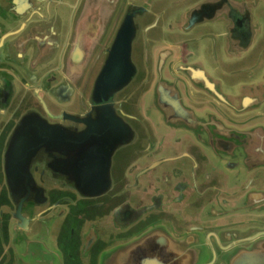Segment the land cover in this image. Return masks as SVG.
Here are the masks:
<instances>
[{
	"label": "flooded vegetation",
	"instance_id": "obj_1",
	"mask_svg": "<svg viewBox=\"0 0 264 264\" xmlns=\"http://www.w3.org/2000/svg\"><path fill=\"white\" fill-rule=\"evenodd\" d=\"M83 1L77 2L67 31L62 32L58 26L50 32L42 29L39 34H29L31 41L27 48L41 57L33 62V68L30 67L32 71L39 72L46 68L49 58L58 56L63 50V58L60 62H54L52 73L43 81L39 80L41 88L38 89L41 90L37 92V88L32 87L23 97L36 98L38 106L31 110L38 111L58 127L50 147L39 150L29 165V173H26L23 169L26 157L21 155L24 150L20 141L13 154L8 143L17 121L29 111L31 105L22 102L23 105L13 110L10 119L0 126V264H102L109 251L132 243L155 228L165 229L175 238H185L191 232L202 233L205 230L204 238L211 239L219 256L225 251L217 246V238L213 234H222L221 243L228 246L234 238L249 233L242 227L250 220H236L240 218L231 216L218 219L213 214L209 220H205L203 211L211 203L218 205L233 201L243 188L233 190L224 174H218L201 146L190 136H177L163 126L162 135L145 111L161 114L163 112L157 104L163 102L152 96L149 108L145 109L144 100L161 73L171 82L179 77L177 87L191 106L214 108L220 105L235 122L264 121V108L260 118L254 119L252 115L238 118L215 98L197 89L183 72V66L202 67L204 64L213 76H217L218 62L223 65L228 60L222 49L223 37H218L217 41L220 31L213 23L198 25L191 32L177 27L176 20L181 18L190 3L197 0H155L136 16L137 37L132 57L137 74L128 86L113 95L117 113L129 122L135 135L132 140L114 148L115 127L107 123H91L96 115L91 93L106 57L105 50L110 46L122 18L138 5L134 0H119L97 49L80 73L76 65L69 70L66 60L73 44L75 20L81 14ZM70 15L66 14L68 17ZM118 16L119 22L116 20ZM114 25L115 31L111 34ZM141 35L146 40L143 69L139 56L134 55L136 42ZM261 35L263 38L258 44L261 49L248 69L252 73L251 79L257 76L254 69L259 67L261 71L264 67V32ZM166 47L170 51L162 54L160 50ZM214 47L218 54H214ZM45 48L51 49L52 54L42 56V49ZM216 56L221 60L217 62ZM137 79L138 84L146 88L139 100L136 99L139 94H131L134 90L129 95L126 91ZM64 84L73 88H70L71 93L61 92ZM39 98L46 101L48 110ZM69 98L75 99L69 101ZM47 99L54 102L49 104ZM64 111L80 115L84 121L64 118ZM103 115L106 120V113ZM81 132H84V139L75 140L74 135ZM29 134L36 136L34 132ZM21 143L22 146L30 144L28 140ZM109 154V188L95 196L82 193L76 187L75 180L105 178ZM256 175L262 176L261 172ZM26 178L34 180V188L32 183L26 182ZM19 203L24 218L16 216ZM158 248L163 250L162 246ZM208 252L211 261L212 250ZM153 253L151 243L139 245L132 252L133 259L125 260L124 264H147L146 260Z\"/></svg>",
	"mask_w": 264,
	"mask_h": 264
},
{
	"label": "water",
	"instance_id": "obj_2",
	"mask_svg": "<svg viewBox=\"0 0 264 264\" xmlns=\"http://www.w3.org/2000/svg\"><path fill=\"white\" fill-rule=\"evenodd\" d=\"M153 1L155 0H141L137 3L136 9L124 15L110 46L105 50L106 57L92 89L91 100L96 115L91 123H107L115 127L114 148L132 140L135 135L129 122L117 113L113 104V95L128 86L137 74V66L132 57L133 45L137 37L136 16L144 12ZM118 4L119 0L83 1L81 14L75 20L73 44L67 53L66 64L69 70L75 68V65L80 73L85 70ZM119 17L116 19L118 22ZM207 22L222 25V35L225 39L223 50L226 56L231 59L240 57L256 45L257 39L263 38L261 34L264 32V0H200L176 20L177 27L185 32H190L194 27ZM115 27V25L112 27L111 34L115 31ZM259 42L260 40L258 44ZM260 46L256 50V57L257 51L261 49ZM48 50L42 49L43 54H52V51ZM166 50L170 51L166 47L160 52L162 51L163 54ZM215 53H219L216 47H214ZM38 58L36 60H39ZM215 58L217 60L218 56ZM203 65L202 67L183 66L182 69L197 89L215 98L238 118L251 115L254 119L262 117L264 69L260 77L254 78L253 82L245 83L243 86L237 85L235 91H230V87L221 78L213 76ZM177 78L171 82L161 73L159 74L154 88L148 92L144 101L145 109L149 108L152 96L159 98L163 103L166 102L157 104L163 113L149 114L146 110L145 115L153 120L155 127L161 132H164L163 126L168 132L176 135L188 134L201 146L218 174L223 173L229 186H234L233 190L243 188L233 202L229 200L218 205L211 203L204 209L203 216H206L205 220H209L211 214L218 216V219L231 216L240 218L236 220H250L248 223H243L242 227L249 233L234 238L235 240L228 246L221 243L222 234H213L217 238V246L225 251L218 256L211 239L204 238L205 230L202 233L191 232L185 238H175L167 230L155 228L144 237L109 251L103 258L102 264H124L125 260L133 259L131 256L135 247L147 242L152 244L154 251L153 256L146 260L147 264H264V121L235 122L220 105L214 108L193 107L186 102L180 88L177 87ZM68 85L64 84L60 88L61 92L71 93L73 88ZM39 99L43 107L48 110L46 101L43 98ZM62 117L75 121L83 120L82 116L66 111L62 113ZM16 124V129L9 139V150L13 154L20 141L21 149L24 150L21 155L26 157L23 169L29 173L32 159L40 149L50 147L58 126L38 111L31 109L24 113ZM30 132H34L36 136H31ZM84 132L75 134L74 139H84ZM23 140H28L30 144L22 146ZM108 156L105 178L75 180L76 187L82 193L95 196L109 188L111 154ZM257 172H261L262 176H257ZM28 177H31L30 174ZM26 182L32 183L33 188L36 185L31 178H26ZM219 184L222 185L221 182ZM243 184L246 185L242 186ZM20 212L19 203L16 216L24 218ZM255 230L257 232H254ZM159 246H162L163 250H160ZM233 247L235 248L230 250ZM209 249L213 254L211 261H209L210 256H207Z\"/></svg>",
	"mask_w": 264,
	"mask_h": 264
},
{
	"label": "crops",
	"instance_id": "obj_3",
	"mask_svg": "<svg viewBox=\"0 0 264 264\" xmlns=\"http://www.w3.org/2000/svg\"><path fill=\"white\" fill-rule=\"evenodd\" d=\"M23 1L24 0H0V126L10 119L13 110L25 104V102H28V104L31 105L29 106L30 109H36L38 106L36 98L23 97L32 87H36L37 92L40 91L41 89H38V87L41 88L39 80L41 79V81H43V79L47 78L52 73V66L54 62H60L63 58V50H61V52L57 54L58 56L51 59L49 58L46 68H43L39 72L32 71L30 67L33 68V62H35V60L40 57V55H36L31 49L27 48L28 43L31 41V35L29 34L37 32V34H39L42 32V29L50 32L58 26L60 29H62V32L67 31L68 26L70 25L72 14L76 12V8L78 6L77 2H79V0ZM197 1L194 3L189 2L190 4L187 9L197 3ZM26 8L30 9L26 10ZM187 9H185V11ZM66 14L71 15L68 17ZM213 24H215L217 30L220 31V33L217 31L218 41V37H223L222 25L218 23ZM224 40L225 39L222 38V49L224 47ZM258 40L261 41V39H257L256 45L252 47L248 53L232 59L227 58L228 60L224 61L226 63L222 67V72L224 74L223 77L219 75V67L222 65L220 62L218 63L217 77L221 78L223 82L230 87V91H235L237 85L243 86L245 83L249 84L253 82L252 80L254 79H251L252 73H250L248 69L251 66L253 60L256 59V51L254 49L258 44ZM51 44H53V42H51ZM253 50L255 51L253 55L254 58L252 60L250 58V61L249 58L246 57ZM48 51H51V49ZM47 55L51 54L45 53L42 56ZM217 60L219 61L221 58L219 59L218 56ZM235 60H241L242 65L240 67H235L233 64ZM263 69L264 67L261 69V71ZM261 71L259 67L254 69V73L257 74L256 77H260ZM239 74H241L243 77L242 79L238 77ZM71 99L73 100L75 98H69L70 101H72ZM22 102L23 104H21ZM47 102L51 104V102L54 101L47 99ZM159 132L161 134L163 133L161 131ZM162 138L165 140L163 136ZM245 185L246 184H243L242 186ZM235 199H233V201ZM1 258L2 256L0 254V260Z\"/></svg>",
	"mask_w": 264,
	"mask_h": 264
},
{
	"label": "rangeland",
	"instance_id": "obj_4",
	"mask_svg": "<svg viewBox=\"0 0 264 264\" xmlns=\"http://www.w3.org/2000/svg\"><path fill=\"white\" fill-rule=\"evenodd\" d=\"M128 1H131L132 2V0H128ZM136 3H139L141 0H134ZM166 20H164L163 21V23L164 24H166ZM144 36H140L139 37V39L137 40V42H136V46H135V49H134V55H138L139 57L141 56V54H142V56H141V58H139L138 56V60H139V62H140V66H141V69H143V66H142V64H144L143 63V54H144V51H145V48H146V46H145V44H146V40L143 38ZM144 39V40H143ZM153 45L154 46H156V44H154L153 43ZM150 47L152 46V44L150 43V45H149ZM258 46L259 45H257V47L255 48V51L258 49ZM254 50L246 57V58H249V60H250V58H251V60L254 58V52H255ZM134 60H135V57H134ZM225 63L226 62H224L223 63V65L221 66V67H219V69H220V71H219V75L220 76H224V74H223V70H222V67L225 65ZM233 64H234V66L235 67H240L241 65H242V62H241V60H235L234 62H233ZM238 77L239 78H243L242 76H241V74H239L238 75ZM138 82H139V79H137L136 80V82H134L135 84L133 85L132 84V86H130L126 91H127V95H129V93L132 91V90H134L131 94H133V93H135V94H139L137 97H136V99L137 100H139L140 99V94L146 89L145 88V85H141V83H139L138 84ZM91 88V87H90ZM124 95H125V93H124ZM126 96V95H125ZM124 96V97H125ZM138 106H139V104H138Z\"/></svg>",
	"mask_w": 264,
	"mask_h": 264
}]
</instances>
